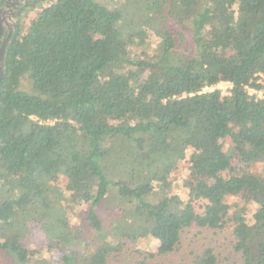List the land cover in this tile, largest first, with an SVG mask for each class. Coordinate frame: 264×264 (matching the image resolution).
Wrapping results in <instances>:
<instances>
[{"label": "trees", "instance_id": "trees-1", "mask_svg": "<svg viewBox=\"0 0 264 264\" xmlns=\"http://www.w3.org/2000/svg\"><path fill=\"white\" fill-rule=\"evenodd\" d=\"M125 2L43 0L10 48L0 88V250L19 264L36 254L38 264H115L128 244L152 236L157 253L137 261L147 264L179 251L195 227L231 229L239 264H264V99L247 89L264 91V0ZM152 32L158 44L143 59L134 49L151 44ZM222 82L228 95L205 91ZM189 150L192 179L177 194L171 175ZM192 255L186 264H238L212 248Z\"/></svg>", "mask_w": 264, "mask_h": 264}, {"label": "rangeland", "instance_id": "rangeland-1", "mask_svg": "<svg viewBox=\"0 0 264 264\" xmlns=\"http://www.w3.org/2000/svg\"><path fill=\"white\" fill-rule=\"evenodd\" d=\"M101 4L106 5L110 9H122V5L126 4L125 0H98ZM143 9L142 11H144ZM138 15H140L138 13ZM129 21L135 23V25L141 24L140 20L137 18V16H131V18H128ZM127 20L125 21V23ZM122 24V23H121ZM151 44L141 48V49H134V51H137L139 53L144 52L143 59L148 58L152 54H154V50L156 45L158 44L159 38L152 32L151 35ZM147 56V57H146ZM264 83V81H263ZM221 86L215 87V89H221L222 93L226 95V93L230 92L229 86L226 84H220ZM22 88L25 90H29V85L26 82L22 83ZM214 88L206 89V91H213ZM252 95H257L258 98L264 99V91H253L250 93ZM195 157V153L192 150H189L186 154L185 159L179 164L177 170H175L172 175L171 179H175L177 183H175L178 187L175 188L177 194H181L183 192V188L181 186H184L187 184L192 178L191 176V162L193 158ZM232 163L234 166L238 165L237 155H233L232 157ZM62 190L64 191L66 197H68V189H69V179L61 176L59 179L58 184ZM243 198V203L251 209L250 216L254 217L256 213V206L253 204L250 196L248 193L241 194ZM236 201H239V199H235ZM109 210V209H107ZM104 210L103 208L99 209V214L102 216V218L105 221H109L111 219V213ZM78 212H74L72 214L73 218V224L78 225L82 224L83 217H80ZM86 223V222H85ZM76 229V228H75ZM24 235L26 233L24 232ZM37 235V234H36ZM5 238L9 239L11 237V234H5ZM35 236L29 237V246L30 248H35ZM1 239V238H0ZM1 241H5V239H1ZM31 242V244H30ZM231 242H232V230L231 229H225L224 231H211V230H198L197 228L193 227L190 230H188L182 240V245L179 251L167 255V256H157L151 260L146 261L147 264H186L190 263L194 257V254H200L205 249L212 248L215 250L217 255L220 257L221 260H225L229 263H240L239 258L240 256L233 253L231 249ZM159 249V243L156 239H154L152 236H147L140 241H138L136 244H128L127 251L120 254L117 259H112L111 261L113 263H120V264H137V261L144 260V256H147L148 254H156ZM135 250H139V253H136ZM43 257L47 258L46 256H49V254H42ZM51 256V255H50ZM35 261L28 262L25 264H38L42 260V256L40 254H36L34 256ZM0 264H19L18 261H16L14 255L9 250H0Z\"/></svg>", "mask_w": 264, "mask_h": 264}, {"label": "flooded vegetation", "instance_id": "flooded-vegetation-1", "mask_svg": "<svg viewBox=\"0 0 264 264\" xmlns=\"http://www.w3.org/2000/svg\"><path fill=\"white\" fill-rule=\"evenodd\" d=\"M43 0H0V88L4 80L10 48L30 30L42 9Z\"/></svg>", "mask_w": 264, "mask_h": 264}, {"label": "built area", "instance_id": "built-area-1", "mask_svg": "<svg viewBox=\"0 0 264 264\" xmlns=\"http://www.w3.org/2000/svg\"><path fill=\"white\" fill-rule=\"evenodd\" d=\"M263 83V82H262ZM220 84H226L227 86H229V88H230V90H231V85L229 84V83H225V82H222V83H220ZM220 84H218L217 86H221ZM217 86H215V87H217ZM215 87H214V89H215ZM207 89H209V88H207ZM218 89V88H217ZM248 90H249V93H251L252 92V90L254 91V89H250V88H247ZM205 91H206V89H205ZM230 92H228V93H226V95H228ZM225 95V94H224ZM252 95V94H251Z\"/></svg>", "mask_w": 264, "mask_h": 264}]
</instances>
